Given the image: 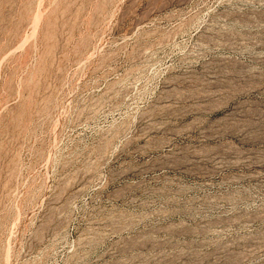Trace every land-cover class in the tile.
<instances>
[{"label": "rangeland", "instance_id": "rangeland-1", "mask_svg": "<svg viewBox=\"0 0 264 264\" xmlns=\"http://www.w3.org/2000/svg\"><path fill=\"white\" fill-rule=\"evenodd\" d=\"M0 264H264V0H0Z\"/></svg>", "mask_w": 264, "mask_h": 264}]
</instances>
